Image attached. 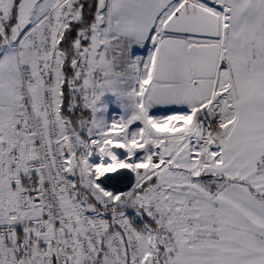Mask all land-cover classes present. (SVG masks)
Listing matches in <instances>:
<instances>
[{
    "label": "snow or ice",
    "instance_id": "1",
    "mask_svg": "<svg viewBox=\"0 0 264 264\" xmlns=\"http://www.w3.org/2000/svg\"><path fill=\"white\" fill-rule=\"evenodd\" d=\"M0 264H264V0H0Z\"/></svg>",
    "mask_w": 264,
    "mask_h": 264
}]
</instances>
